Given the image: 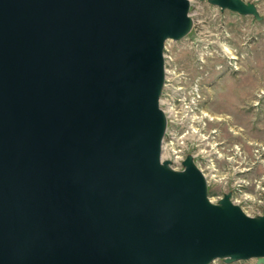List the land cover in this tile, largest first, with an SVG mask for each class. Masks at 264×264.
I'll list each match as a JSON object with an SVG mask.
<instances>
[{
	"label": "water",
	"instance_id": "obj_1",
	"mask_svg": "<svg viewBox=\"0 0 264 264\" xmlns=\"http://www.w3.org/2000/svg\"><path fill=\"white\" fill-rule=\"evenodd\" d=\"M256 14L244 0H209ZM190 0H0V264L264 262V215L163 161Z\"/></svg>",
	"mask_w": 264,
	"mask_h": 264
},
{
	"label": "rangeland",
	"instance_id": "obj_2",
	"mask_svg": "<svg viewBox=\"0 0 264 264\" xmlns=\"http://www.w3.org/2000/svg\"><path fill=\"white\" fill-rule=\"evenodd\" d=\"M244 1L257 13L190 0V32L167 42L164 156L170 162L174 152L181 161L192 156L213 203L228 194L246 214L259 217L264 215V0Z\"/></svg>",
	"mask_w": 264,
	"mask_h": 264
},
{
	"label": "built area",
	"instance_id": "obj_3",
	"mask_svg": "<svg viewBox=\"0 0 264 264\" xmlns=\"http://www.w3.org/2000/svg\"><path fill=\"white\" fill-rule=\"evenodd\" d=\"M161 101H162V99H161ZM166 146H167V141H166V138H165V140H164V142H163V146H162V149H163V155H162V159H164L163 161H166L167 159H166V156H164V149H166ZM171 163H172V165H171V167H172V169H174V170H178V171H182V170H184V161H181V160H183V157H182V155L180 154V152H174V155L173 156H171Z\"/></svg>",
	"mask_w": 264,
	"mask_h": 264
},
{
	"label": "bare ground",
	"instance_id": "obj_4",
	"mask_svg": "<svg viewBox=\"0 0 264 264\" xmlns=\"http://www.w3.org/2000/svg\"><path fill=\"white\" fill-rule=\"evenodd\" d=\"M163 160V159H162Z\"/></svg>",
	"mask_w": 264,
	"mask_h": 264
}]
</instances>
